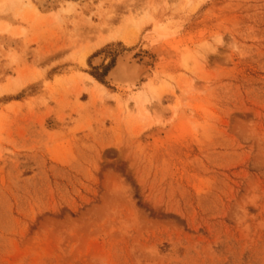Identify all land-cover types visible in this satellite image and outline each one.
Segmentation results:
<instances>
[{"label":"rangeland","instance_id":"374dc122","mask_svg":"<svg viewBox=\"0 0 264 264\" xmlns=\"http://www.w3.org/2000/svg\"><path fill=\"white\" fill-rule=\"evenodd\" d=\"M0 264H264V0H0Z\"/></svg>","mask_w":264,"mask_h":264},{"label":"bare ground","instance_id":"6f19581e","mask_svg":"<svg viewBox=\"0 0 264 264\" xmlns=\"http://www.w3.org/2000/svg\"><path fill=\"white\" fill-rule=\"evenodd\" d=\"M96 61L98 63L99 60H96ZM132 63H133V61H132ZM131 69L128 68V64H126L125 62L119 63L118 67L115 70H112L113 72L111 71L112 72L111 75L112 76L114 75L116 77L112 81L116 82V84L119 88L132 89L133 87H135L137 81L139 80L141 72L139 71L140 68L138 69V65L137 66L134 65V67ZM118 78H120V81L118 80V82H117ZM147 102H148V100H147Z\"/></svg>","mask_w":264,"mask_h":264}]
</instances>
